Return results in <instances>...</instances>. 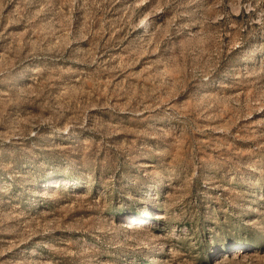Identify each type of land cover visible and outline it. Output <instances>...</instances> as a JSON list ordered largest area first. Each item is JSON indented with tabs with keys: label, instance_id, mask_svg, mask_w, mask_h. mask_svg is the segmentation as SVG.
Masks as SVG:
<instances>
[{
	"label": "rangeland",
	"instance_id": "obj_1",
	"mask_svg": "<svg viewBox=\"0 0 264 264\" xmlns=\"http://www.w3.org/2000/svg\"><path fill=\"white\" fill-rule=\"evenodd\" d=\"M0 264H264V0H0Z\"/></svg>",
	"mask_w": 264,
	"mask_h": 264
},
{
	"label": "bare ground",
	"instance_id": "obj_2",
	"mask_svg": "<svg viewBox=\"0 0 264 264\" xmlns=\"http://www.w3.org/2000/svg\"><path fill=\"white\" fill-rule=\"evenodd\" d=\"M136 215H129V217L134 218Z\"/></svg>",
	"mask_w": 264,
	"mask_h": 264
}]
</instances>
